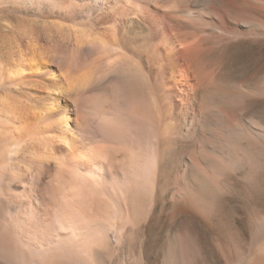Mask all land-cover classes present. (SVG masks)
Returning a JSON list of instances; mask_svg holds the SVG:
<instances>
[{"label": "bare ground", "instance_id": "1", "mask_svg": "<svg viewBox=\"0 0 264 264\" xmlns=\"http://www.w3.org/2000/svg\"><path fill=\"white\" fill-rule=\"evenodd\" d=\"M0 8L20 21L0 23V264H110L158 202L177 226L160 264H193L228 179L264 193V113L252 112L264 72L238 79L228 62L264 36L260 0ZM247 211V240L223 227L214 239L224 264H264V210ZM138 242L120 264L144 263Z\"/></svg>", "mask_w": 264, "mask_h": 264}, {"label": "rangeland", "instance_id": "2", "mask_svg": "<svg viewBox=\"0 0 264 264\" xmlns=\"http://www.w3.org/2000/svg\"><path fill=\"white\" fill-rule=\"evenodd\" d=\"M260 2L264 6V0H260ZM9 11L10 10L6 8L5 10L0 8V23L6 21V23L9 22L13 25L17 24L19 21L18 17L16 14ZM7 19L12 20L7 21ZM23 24L27 26L29 25L30 27L37 25V23L30 21ZM252 49L254 51L253 53H248L246 51ZM229 51L228 62L230 66L232 65L234 75L238 79L248 78L254 70L264 72V36L259 42H253L249 46L246 44L236 45L235 47L232 46L229 48ZM218 56V52H212L211 54L212 59H215ZM252 112L264 113V102L255 103L252 108ZM229 181H231V188L228 192L230 195L227 194L224 197L226 198L225 200L223 198V209L219 215V219L216 220V222H218L216 227L214 229H206L202 225L197 226V230L194 233L195 238L197 239L193 264H224L222 256L219 254L214 245V239L218 236L219 231L222 232L223 228L224 230L229 228L230 230H241L242 238L247 240L249 237L248 220L246 218L248 216L247 210H250L253 207L264 210L263 192H249L241 182L237 181L233 177H230L228 179V182ZM160 206L161 202H158L157 210L153 214L154 217H152V220L150 221L151 223H149L143 231H131L129 233L130 236H128V238H132V241L126 240L124 242L120 251L121 256H124V254H130V251L132 250V252H137L140 247L138 246V240L141 236L145 235L146 242L143 246L145 259L143 264H160V257L156 255V252H159L158 250L161 248V242L165 236L164 233L169 227L177 228L176 224L171 223L168 217L158 214ZM121 256L114 258L113 262L111 261L110 264H120L122 260ZM127 258L129 257L127 256ZM128 264H134V262L129 260Z\"/></svg>", "mask_w": 264, "mask_h": 264}]
</instances>
